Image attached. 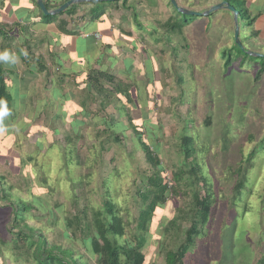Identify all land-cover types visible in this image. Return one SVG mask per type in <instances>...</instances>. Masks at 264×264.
<instances>
[{"label":"rangeland","instance_id":"374dc122","mask_svg":"<svg viewBox=\"0 0 264 264\" xmlns=\"http://www.w3.org/2000/svg\"><path fill=\"white\" fill-rule=\"evenodd\" d=\"M227 1L236 6L243 0ZM178 2L186 4L183 8L189 11L201 13L217 1ZM254 5L251 7L253 11ZM171 8L174 11L173 6ZM84 12L76 11L73 16H81ZM109 13L114 15V19L106 16V20L114 28L122 25L127 30L134 29V14L131 11ZM136 13V18L144 27L172 19L171 11ZM225 14L229 15L230 11L220 10L210 21L179 15L180 21L187 19L193 23L192 28L185 29L183 36L172 39L174 46H187L180 55L181 66L173 62L166 43L148 45L146 40H140L143 33L135 29L133 38L145 54L120 55L119 60L111 63L112 66L105 64L116 78L113 85L117 88L137 82L143 84V99H139V105L147 113L146 123L141 120L140 109L125 105L124 99L121 102L113 96L109 105L102 108V97H95L93 92L90 95L78 86L75 81L78 76L65 72L69 68L67 62L62 60V69L55 68L49 51L61 53L60 58L63 54L57 47L49 48L48 42H53L52 37H56L46 34L47 42L36 49V60L41 58L47 72L41 74V78L28 90L27 109L14 125L15 136L10 138L7 132H0V264H36L33 260L35 247L30 249L26 242H19L16 246L9 244L15 234L10 232L15 210L13 204L20 201L32 205L25 223L44 236L49 245L72 250L81 264H95L96 260L90 259L83 248L76 245L78 240L64 238L66 223L68 219L84 216H88L90 221L92 212L102 208L107 196L121 211V218L131 222L123 239L133 237L140 212L138 191L146 185L151 186L148 182L158 169L146 160L139 145L138 132L132 130L125 116L128 109L136 127L144 123L141 132L150 138L148 144L157 149V157L161 158L165 168L161 176L170 184L166 206L154 214L145 235L147 245L144 252L149 258L148 264H165L166 251L175 250L184 240L182 233L190 227L184 218L188 217L193 205L188 184L194 179L190 174L193 168L210 182L206 186L217 194L218 203L211 219L208 242L203 249L199 248L197 254H193L192 264H264V155H256L254 163L247 166L245 183L248 189L244 191V197L238 199L239 202L234 198L236 178L230 172L240 161V149L247 157L264 139L261 118L264 113V83L262 86L252 84L254 73L250 72L254 62L245 67L247 74L239 76L237 72V75L223 76L221 68L224 66H220L222 63L219 62L223 52L228 50L231 52H226V60H229L230 54L233 58L236 55L244 57L243 46L264 55V44L247 38L246 33L251 31L246 30L239 16V39L244 43L242 47L236 45L234 29L221 19ZM96 28L94 26L93 30ZM103 28L105 26L100 27ZM103 35L107 36V33ZM96 38L101 40L100 36ZM231 39V48L215 47L218 42L226 44ZM210 47L218 52L219 57L215 56L216 53L212 56L211 52H207ZM128 58L134 62L131 74H126L124 60ZM93 68L99 70L98 66ZM175 71L184 75L185 84L181 87ZM111 87L109 83L104 84L105 89ZM182 91L184 96L180 97ZM70 93L75 95L76 104L85 103L90 114L88 118H84L82 110L73 112L68 108L67 113L62 111L61 99ZM182 98L184 103L181 104ZM141 101L146 103L140 104ZM207 117L211 119L210 126L205 125ZM111 118L126 126L123 134L116 130L118 127L111 125ZM78 120L82 121L81 125H72V121ZM186 128L195 139L197 154L194 158L198 160V168L192 166V160L187 165L184 163L181 145ZM230 139L232 144L228 142ZM203 147L210 150L201 152ZM70 164L72 169L65 171ZM48 165L57 175L48 174ZM175 174L183 175L176 184ZM203 185L200 181L196 184L202 195ZM172 221L177 223L176 227H172Z\"/></svg>","mask_w":264,"mask_h":264},{"label":"trees","instance_id":"16d2710c","mask_svg":"<svg viewBox=\"0 0 264 264\" xmlns=\"http://www.w3.org/2000/svg\"><path fill=\"white\" fill-rule=\"evenodd\" d=\"M56 1L57 0H44V4L47 10H55L70 0H60L58 2ZM134 1L136 6L139 5L138 3L142 2L141 0H138L137 3L136 0ZM164 1L167 4V8H169L172 12V19H169L166 23L163 24L154 23V26L151 24L144 27L143 23L139 21V18H136V11L143 10L134 9V11H131V13L134 14V18L132 19L135 20V25L133 26V28L137 32L140 31L143 33L140 40H146L148 45L154 44L155 46H157V44L166 43L167 46H169L168 48L171 52V55H173V62H176V64H179L181 66L182 61L180 60V55L187 49V46L182 47L180 44L174 46L172 43V39H176V36H183L184 30L193 25V23L192 21H189L187 19H184V21H180L179 15L182 14L177 12L175 9L173 11V9L171 8L172 5L169 0ZM32 2L33 6L37 9L40 18L44 22L43 24L46 25L48 27L47 29H49L51 32H44L35 37L26 23H24L25 25H23L15 21L13 24L7 22L3 23L4 25L0 24L2 25L0 27V54L7 52L9 54V57L13 56V54L14 56H18L21 63L25 67L24 77L20 78L18 74L7 71V69H5L4 67L5 61L0 60V101H6V107L8 110L7 115L0 116V132H7V135L10 138L15 136L14 125L18 122L19 117L22 116L27 109V101L29 99L28 90L33 87V85L39 80V76L41 74L47 72L46 64H44L40 60L41 58L36 60V49L42 47L47 42V33L58 36L59 38H61L62 36H64L65 38H74L76 42L78 41V47L74 48L72 44L70 50H72L73 53L76 54L77 59H80L82 61L85 70L80 75H78V78L75 81L79 84L78 86H81L82 89L87 90L89 94L93 92L95 93L93 94L95 97H102V108H105L107 105H109L111 98L115 96L121 102V99H124L126 101L125 105L130 104L133 108L140 109V112L142 114L141 120L142 122H145L147 119V113H145V111L143 110L144 108H140L139 105V99H143L141 93V86H143V84H138L137 82L133 85L131 84L128 87H122L121 85H119V87L117 88L115 85H113L116 78L109 71V67L105 65L107 63H110L109 66H112L111 63L119 60L120 55L127 56L129 54L132 55L135 53L145 54V52L139 46L138 41H136V43L133 42V44L128 43L125 46H121L119 39H117V37L123 36L126 38V40H132V30L134 29L127 30L122 27V25L118 28L112 27L110 29V33L113 40H111L112 42L110 41L107 43L103 40L97 41L93 36L94 34H90L91 32L95 31L93 30L94 26L97 27L98 23L100 24L105 21V17L109 12L106 11L107 7H109L110 5L119 7V5H121L122 9L129 10V0H122L121 2H116L114 4L94 3L91 5L92 8L89 11L81 14V16H77L76 18L70 16L68 18H65V20L63 19L62 21H60L62 17H67L68 15L75 13L76 11L74 10H76L77 8L81 9L80 7H86L89 5H75L58 16L45 17L38 9L36 0H32ZM230 6H232V4ZM233 8H235L239 12V16L242 18V22L245 24V27L253 28L256 19L252 18L249 15L248 11L242 9L239 5H233ZM216 14H211L207 17L202 18L210 21L211 18H215ZM59 18L60 20H58ZM124 20L125 18L122 21ZM71 23H73V25H71V29H69V24ZM82 24L83 26L81 28H78V26ZM81 33H86L84 35H86L87 38L83 40L77 39L76 37L80 38ZM252 36H257V33L254 32V30L252 31ZM52 39L54 40L53 42H48L49 48L51 50L54 47L59 48V50L63 54V57L60 58L61 53L54 54L53 51H49V57L52 59L51 64H53L55 68L62 69L64 52H67L69 49H63L64 47H61L56 39H54L53 37ZM239 40L243 45L244 41L241 39ZM222 43L223 42L221 41L218 42L215 47H232V39L229 42L227 41L226 44ZM207 52H211L210 55L212 56H214V53H216L215 49H211V47L207 50ZM226 52H231V50L224 51L222 54V59L221 61H219L222 63L220 66H224L223 68H221L223 76L225 74H227L228 76L231 74L237 75V73L238 76L239 74H247V72L244 70L245 67L252 65V63L254 62V68L250 72L254 73L252 84H254L255 86L259 84L261 86L263 85L264 58H258L261 59L263 63L262 61L260 62V60H258L257 58L253 59L254 57L246 53L254 52L253 49H248L245 46H243L242 50L244 57H242L241 55H236L233 58V55L230 54L229 60H226L228 58ZM217 55L218 52L215 56ZM154 58V56L153 58H151L152 63H154L155 61ZM223 60L224 62H222ZM124 63L126 66V70L128 71L126 72V74H131L134 70L133 60L128 58L124 60ZM147 65L148 61L146 62V67H148ZM95 66L99 67L98 71L93 68ZM175 66L176 65H173V67ZM74 70L75 69L73 68V71ZM67 71L72 70H66L65 72ZM165 71L166 68L164 66L163 72ZM190 72H193L191 68ZM152 73H155V71H152ZM77 74L78 73H76V76ZM175 74L177 75V82L179 86H183L185 84L184 75L182 73L179 74L177 71H175ZM108 83L112 85V87L109 89H105L104 84ZM77 88L78 90H82L79 89L80 87ZM74 96V94L71 95L70 93L69 95H65V98L61 99L62 101L60 103V107H63L62 111L67 113L66 110H68V108L73 112L82 110L81 114L84 116V118H88L90 114L86 110L85 103L76 104L73 99ZM132 96H134L135 98H132ZM182 96H184V91L181 92L180 97ZM142 102L143 101H141L140 104ZM180 102L181 104L184 103L183 98ZM145 103L146 102H143L142 104ZM4 107V104H0V111H3ZM129 112L130 109L126 111L125 116L128 119L129 125L132 130L138 132L137 136L140 141L139 145L146 156V160L150 164L154 165V167H156L158 171L151 177L149 182L147 181L151 186L146 185L138 191L140 212L136 219V231H134L133 237L131 239H123L127 234V229L131 222L123 220L121 218V211L117 209L110 196L106 197L101 209L92 212L90 221H88V216H84V218L74 217L73 219H68L65 226L64 238L69 240H78L79 243L76 245L83 248L84 252L87 253L90 259H95V264H148L149 258L144 252L145 246L147 245V239L145 235L148 232V227L152 222L154 214L159 210L162 211L167 203L170 184H168V182H166L161 176L162 173L165 172V168L161 164V158L157 157V149L155 150L151 145L148 144V140H150V138H147V136L143 132H141V127L144 126V123L143 125H141V127H136L130 117ZM261 118L264 122V113ZM110 122L111 125L118 127L116 130L120 132V134H123V132H125L126 126L122 122L113 118L110 119ZM72 123V125L76 127L81 125L82 121H72ZM205 125H211L210 117L206 118ZM186 127H188V125H186ZM187 132L188 129L186 128L182 136L181 145V151L185 158L184 163L185 165H187L188 161L192 160V166L198 168V160L194 158V155L197 154V149L195 148V139ZM248 137H251V135ZM118 141L119 139L117 138L116 142ZM231 141L232 139H230V141L228 142L231 143ZM234 147L235 146L233 145L232 148L234 149ZM205 149L210 150V148L208 147ZM205 149L203 147L201 152H205ZM233 151L235 152V149ZM256 155H264V139L258 143L257 147L254 148V150L250 153V155L248 154L247 157L244 156L242 149H240V161L236 164L237 167H235L234 170L233 168L232 170H230V172H232V174L236 178L234 198L237 202H239L238 199H242L244 197V191L248 189V186H246L245 183L247 181V178H245V174L247 172V166L254 163ZM72 167L73 165L70 164L68 167H66L65 171H68V168L72 169ZM47 168L49 175L50 172H52L54 175H57L55 170H53L50 165H48ZM190 171L191 176L194 177L193 181L188 183L189 187L191 188L190 191L193 199V205L189 209V212L187 214L188 217L184 218V220H187L190 227L188 229H185V231L182 233L185 236L183 242H181L175 250L166 251L164 258L165 264H192L191 260L193 254L195 252L197 254L200 247L203 249L205 247V244L208 242L207 239H209L208 236L211 228V219H213L214 216L215 205L218 203L216 196L217 194L212 193L210 188H207L206 184H209L210 182L207 179L203 178L202 174H199L198 171L194 168ZM174 176L173 177L176 184L178 180H182L183 175L175 174ZM199 181L204 183L203 195L196 187V184ZM65 183L67 182L65 181ZM172 188L175 189L176 186H173ZM13 208L15 210H13L14 213L12 216V225L10 227V232H15V234L13 233V238L9 243L10 245L16 246L19 245V242H26L30 249H33L35 247V250L33 251V260L36 262V264H81L76 258L77 255H75L72 250H69V248L64 249L61 246L57 245H49L44 236H42L40 233L37 234L33 228L29 227L25 223L27 214L29 213V211H31L32 205H27L20 201L17 204H13ZM84 214L87 213L85 212ZM171 224L172 227L177 226V223L173 221ZM78 234H80V237H78ZM261 262L262 261H260V263Z\"/></svg>","mask_w":264,"mask_h":264},{"label":"crops","instance_id":"0c3cea01","mask_svg":"<svg viewBox=\"0 0 264 264\" xmlns=\"http://www.w3.org/2000/svg\"><path fill=\"white\" fill-rule=\"evenodd\" d=\"M58 1H60V0H57L56 2H58ZM141 1L142 2L138 3L139 5L136 6L134 0H129V2H128L129 8H130L129 10L122 9L121 5H119V7L114 6V5H110L109 7H107L106 11H109V12L110 11H116V12H118V11H134V9H137V10L142 9L143 11H171L169 8H167V6H166L167 4L164 0H141ZM216 1L217 2L214 3L215 5L223 3V1H225L227 4L231 5V3L227 0H223L221 2H219L218 0H216ZM119 2H121V1H119ZM137 2H138V0H136V3ZM176 2L178 4V6H180V7H185V5H186V4L181 5L178 2V0H176ZM109 4H114V3H109ZM240 4L238 3L236 5H239V6H241L242 9L247 10L249 15L252 18L256 19L254 22L253 28L246 27V30L251 31L250 34L246 33L247 38L252 39V40H250L251 42L260 41V42H263V44H264V0H243ZM252 4H255L254 5L255 10L254 11L251 10ZM88 5L89 6H86V7H80L81 9L77 8L74 11H89L92 8V6H91L92 4H88ZM232 7H233V4H232ZM109 12H108L107 16L114 19L113 18L114 15L110 14ZM73 14L68 15L67 17H62L61 20H63V19L65 20V18H68L70 16L74 17ZM106 18L107 17H105V21L103 23H100V24L98 23L97 29H95V31L91 32L90 34H94L93 36L97 41H100V39L98 40L96 38V35L100 36L101 40H103L107 43V42H110L111 40H113L111 33H110V31H111L110 29L113 26L111 25L110 21L106 20ZM222 18L224 19L223 21L227 22L225 24L229 23V25L232 26V29H234V20H233V15L231 12L229 15L225 14L224 17L221 16V19ZM67 20H69V19H67ZM15 21H17L18 23L23 24V25H25L24 23H26L28 25V27L30 28L31 32H33V35L35 37H37L39 34H42L44 32H51L49 29H47L48 27L43 24L44 22L40 18V15H39L37 9L33 6L32 0H0V24H3L5 22L13 24ZM121 22H124V21H121ZM71 25H73V23L69 24V27ZM1 26L2 25H0V27ZM79 26H78V28H81L83 26V24L79 25ZM101 26H105V28L100 29ZM189 28H192V25ZM253 30H254V32L257 33V36H255V37L252 36ZM103 32L107 33V36L103 35L104 34ZM134 33L135 32L133 31V34ZM84 34H86V33H81L80 38H78V37H76V38L79 40H83V39L87 38V36ZM228 36L230 38V33L228 34ZM55 37H56V40L61 45V47H64L63 49H67V50L69 49L67 52H64V58H63V61L67 62V64H68L69 68H67V70H72V71H67V74H70L69 72H72L73 75H76V73H78L77 76L80 75L85 70V68L83 66L82 61L80 59H77L76 54H74L73 51L70 50L72 44H73L74 48L78 47V41L76 42V40L74 38H65L64 36H62L61 38H59L58 36H55ZM117 39H119L121 46H125L128 43L129 44H133V42L136 43V38H132V40H126L125 37L121 36V37H117ZM122 40H124L123 41L124 44H122V42H121ZM246 45L248 46L247 43H246ZM129 55L130 56H134V55L136 56L138 54L135 53V54H132V55L129 54ZM4 63H5L4 67H5V69H7V71H11L12 73L18 74V76L20 78L24 77L25 67L21 63L18 56H14V54H13V56H11L10 59L8 61H5ZM73 68L75 69L74 71H73ZM40 78H41V75L39 76V79ZM57 79L59 80L60 78H57ZM60 83H63V82H60Z\"/></svg>","mask_w":264,"mask_h":264},{"label":"water","instance_id":"95a60500","mask_svg":"<svg viewBox=\"0 0 264 264\" xmlns=\"http://www.w3.org/2000/svg\"><path fill=\"white\" fill-rule=\"evenodd\" d=\"M119 1H122V0H70L66 2L65 4H63L62 6H60L59 8L55 10H51V11L47 10L44 4V0H36V4H37L38 9L42 12V14L45 17H53V16H58L62 14L63 12H65L66 10H68L69 8L75 5L94 4V3H115ZM170 3L177 12H179L182 15L190 16V17L202 18V17H207L216 12H219L220 10H223V9L229 10L233 15L234 35H235L234 38H235L236 45H238L239 47H242L240 40H239V33H240L239 12L235 8L231 7L229 4L223 2L220 4L214 5L213 7L209 8L205 12L200 13V12H192L185 8L179 7L176 0H170ZM246 53L255 58H264V55L261 53H254V52H246Z\"/></svg>","mask_w":264,"mask_h":264},{"label":"clouds","instance_id":"9594fccd","mask_svg":"<svg viewBox=\"0 0 264 264\" xmlns=\"http://www.w3.org/2000/svg\"><path fill=\"white\" fill-rule=\"evenodd\" d=\"M10 59L9 54L7 52L0 54V60L8 61ZM0 104H4L5 107L3 111H0V116H4L8 114V110L6 107V101H0Z\"/></svg>","mask_w":264,"mask_h":264},{"label":"built area","instance_id":"2783aa9c","mask_svg":"<svg viewBox=\"0 0 264 264\" xmlns=\"http://www.w3.org/2000/svg\"><path fill=\"white\" fill-rule=\"evenodd\" d=\"M96 37H98V35H96Z\"/></svg>","mask_w":264,"mask_h":264}]
</instances>
